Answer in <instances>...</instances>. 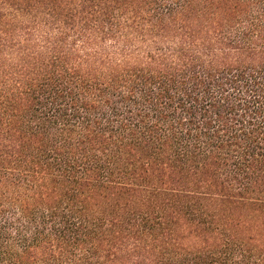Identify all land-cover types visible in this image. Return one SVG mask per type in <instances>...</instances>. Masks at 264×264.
<instances>
[{"label":"trees","instance_id":"obj_1","mask_svg":"<svg viewBox=\"0 0 264 264\" xmlns=\"http://www.w3.org/2000/svg\"><path fill=\"white\" fill-rule=\"evenodd\" d=\"M0 264H264V0H0Z\"/></svg>","mask_w":264,"mask_h":264}]
</instances>
